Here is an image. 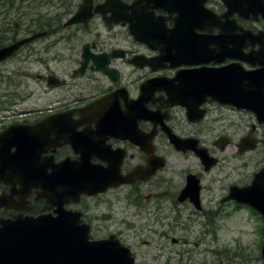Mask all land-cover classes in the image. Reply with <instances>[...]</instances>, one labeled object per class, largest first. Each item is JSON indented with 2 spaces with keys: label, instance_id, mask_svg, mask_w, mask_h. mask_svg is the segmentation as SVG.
<instances>
[{
  "label": "flooded vegetation",
  "instance_id": "obj_1",
  "mask_svg": "<svg viewBox=\"0 0 264 264\" xmlns=\"http://www.w3.org/2000/svg\"><path fill=\"white\" fill-rule=\"evenodd\" d=\"M251 2L0 0V49L29 41L0 64L13 86L10 113L0 116V135L13 128L5 134L11 142L43 137L40 158L46 173L65 161L74 167L107 169L125 182L106 194H140L155 180L140 179L146 168L155 160L168 164L161 148L164 140L172 139L169 134L175 137L169 147L176 154L192 153L201 159L198 153L205 150L203 137L208 135L212 102L194 96L198 83L187 77L198 70L231 65L246 72L264 68L258 43L264 41V20L255 17L261 13L252 12L264 11V0ZM243 7L250 11L245 12L248 18L234 12ZM248 32L259 40L247 39ZM32 80L42 85L40 108L29 107L34 94L27 86ZM148 82L155 83L145 92ZM219 106L250 115L242 138L255 137L257 144L239 155L241 138L235 145L236 157L249 161L243 164V160L242 167L256 168L264 154V126L258 125L257 113ZM145 107L152 120L139 114ZM221 137L231 144L229 137ZM216 143L217 139L214 148L206 147L218 159L210 171L223 159L222 146ZM14 144L3 147L5 157L15 158ZM22 162L14 160V169L0 178V223L20 216L54 215L58 209L54 203L60 199L52 192L40 185L24 187L36 180L24 179L27 162ZM263 168L264 164L251 173L247 185ZM98 197L82 195L78 203L71 196L64 198L66 208L80 211L93 228L90 201ZM251 212L260 217L264 230V217L255 208Z\"/></svg>",
  "mask_w": 264,
  "mask_h": 264
},
{
  "label": "rangeland",
  "instance_id": "obj_2",
  "mask_svg": "<svg viewBox=\"0 0 264 264\" xmlns=\"http://www.w3.org/2000/svg\"><path fill=\"white\" fill-rule=\"evenodd\" d=\"M0 76L4 78L0 79V114L6 116L13 86L4 69ZM27 87L34 94L29 107L40 108L42 85L32 80ZM209 109L204 145L214 148L213 141L221 136L231 140L219 155L221 165L205 172L194 154H176L164 140L161 151L169 158L168 166L140 194L108 193L90 201L95 235H120L136 256V264H264L260 217L233 204H221L231 185L242 187L250 182L251 173L264 164V154L256 168L242 167L244 159H237L235 145L248 132L250 115L223 110L216 103ZM248 162L245 158L243 164ZM189 173L197 174L204 186L201 213L188 201H177Z\"/></svg>",
  "mask_w": 264,
  "mask_h": 264
},
{
  "label": "water",
  "instance_id": "obj_3",
  "mask_svg": "<svg viewBox=\"0 0 264 264\" xmlns=\"http://www.w3.org/2000/svg\"><path fill=\"white\" fill-rule=\"evenodd\" d=\"M256 1L259 2L252 0L254 3H257ZM261 12L264 15V11ZM231 14L232 12L225 16ZM252 38L251 36L247 39ZM27 42L29 41L0 49V63ZM258 42H262L263 48L264 41ZM187 78L197 81L198 86L194 87L193 95L201 98L202 101L210 97L218 103L254 110L259 122L264 124V68L246 72L239 65H231L221 69L198 70ZM154 83L148 82L145 92ZM139 114L145 120H152L146 107L139 109ZM10 131L13 132V128L0 135V178H4L3 176L14 169L15 165H12L14 160L27 162L24 179L36 180V184L24 187L32 188L40 185L45 191L52 192V197H59L60 201L54 203V206L58 207L57 216L18 217L0 223V264H134L135 258L130 249L123 246L115 236H110L106 240H91L90 227L82 224L81 214L64 210V206L68 203L64 197L71 196L77 202L82 194L95 196L123 184L124 181L120 177L111 176L107 169L74 167L69 162L52 167V172L46 173L40 158L42 152L40 143L44 140L43 137L33 135L32 138L22 137L11 142L12 137H5ZM243 142L246 146L245 150L254 148V141L246 138ZM13 143L17 146L15 158L9 155L5 157L7 153H4L3 147L7 145L6 148L9 149ZM220 144L224 149L228 142L221 139ZM198 154L208 166L207 170L215 164V160L208 162L209 156L206 150ZM162 166L163 163H158L149 170L147 176L141 178H151ZM111 177L112 181H110ZM186 200H190L196 209H202L200 185L196 176H188L187 186L178 197L180 203ZM230 200L263 209L264 169L256 176L251 186L244 188L233 186L230 196L222 202ZM262 254L264 257V246Z\"/></svg>",
  "mask_w": 264,
  "mask_h": 264
},
{
  "label": "trees",
  "instance_id": "obj_4",
  "mask_svg": "<svg viewBox=\"0 0 264 264\" xmlns=\"http://www.w3.org/2000/svg\"><path fill=\"white\" fill-rule=\"evenodd\" d=\"M8 96H10V94Z\"/></svg>",
  "mask_w": 264,
  "mask_h": 264
}]
</instances>
